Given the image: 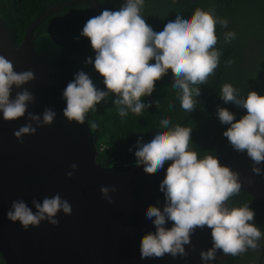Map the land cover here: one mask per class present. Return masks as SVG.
<instances>
[{"label": "clouds", "instance_id": "9594fccd", "mask_svg": "<svg viewBox=\"0 0 264 264\" xmlns=\"http://www.w3.org/2000/svg\"><path fill=\"white\" fill-rule=\"evenodd\" d=\"M144 3L145 0H123L119 8H104L85 21L80 36L90 42L94 56L86 57L84 63L91 64L103 78L104 90L97 88L85 71L74 73L61 94L65 101L62 115L69 123L85 124L88 113L97 111L108 96L114 97L112 103L118 106L121 118L129 112L139 115L151 106L142 97L152 95L156 81L169 69L181 109L188 114L196 109L200 86L206 84L220 63L221 51L215 47L216 26L226 29L229 22L217 17L214 10L197 7L190 16L176 14L157 32L141 14ZM235 38L233 31L223 33L225 43ZM225 63L230 65L232 60ZM34 78L32 70L17 72L12 62L0 55V118L5 122L26 119L13 131L19 143L38 128L52 125L56 118L51 107H45L41 114L28 111L35 97L23 86ZM14 88L22 90L13 97ZM218 96L224 104L246 110L238 120L233 112L220 106L215 115L222 125L228 126L222 136L232 149L246 154L252 162V173L264 176V95L255 91L241 95L231 83H224ZM160 123L162 128L146 141L138 137L134 146L136 166L142 165L149 174L164 171L158 188L163 205L158 206V201L157 205L145 208V217L154 231L140 238V258H162L165 254L174 259L186 258L185 245L190 244L197 228L204 227L210 229L212 246L199 253L201 264H211L218 250L237 256L257 249L264 232L253 223L254 211L248 203L239 207L227 203L241 191L239 174L222 165L215 155L198 158L197 151L190 147L192 127L172 124L168 116L161 117ZM88 128L94 133L95 121L89 119ZM77 167L73 163L66 176L72 178ZM99 191L109 204L113 202L110 193L116 191L114 186L102 185ZM59 213L70 216L72 206L56 193L42 201L33 199L31 207L22 199L13 200L5 215L8 221L18 222L28 230L42 222L58 226Z\"/></svg>", "mask_w": 264, "mask_h": 264}, {"label": "water", "instance_id": "95a60500", "mask_svg": "<svg viewBox=\"0 0 264 264\" xmlns=\"http://www.w3.org/2000/svg\"><path fill=\"white\" fill-rule=\"evenodd\" d=\"M78 2L98 15L97 0H69L44 11L26 29L19 43L14 27L0 17V55L9 59L17 72L32 70L34 80L24 85L34 94L28 111L41 114L45 107L56 111L52 125L38 128L19 143L13 131L26 122L21 118L5 122L0 118V255L6 264H201L199 253L212 246L210 229L197 228L185 245L186 258H140L139 241L154 227L145 217L149 205H163L158 190L164 171L151 174L135 163L101 165L96 130L85 124L69 123L62 115L65 101L62 91L78 70L85 71L82 58L72 55L52 34H34L36 27L56 12ZM13 89L14 97L17 91ZM264 95V93H263ZM92 120V119H91ZM218 157L222 165L239 174L241 190L264 206V176L251 171V160L235 152L230 145ZM77 164L72 178L66 173ZM168 164L164 165L167 168ZM114 186L109 204L99 191ZM59 193L72 206V214L59 213V225L42 222L39 227L24 230L6 219L13 200L31 201ZM170 227V224L167 225ZM228 259L217 252L211 264Z\"/></svg>", "mask_w": 264, "mask_h": 264}, {"label": "trees", "instance_id": "16d2710c", "mask_svg": "<svg viewBox=\"0 0 264 264\" xmlns=\"http://www.w3.org/2000/svg\"><path fill=\"white\" fill-rule=\"evenodd\" d=\"M69 0H0V17L9 22L15 30L19 43L23 40L28 26L44 11L57 3ZM101 8L117 9L123 0H97ZM199 7L214 10L217 17L228 20L226 29L216 26L217 44L220 49V63L206 84L200 86L196 109L188 114L180 107L176 99L177 90L171 86L172 73L163 75L156 81V88L150 97H142L151 106L139 115L129 112L121 118L118 106L112 103L113 96L106 97L97 106V111H90V116L97 124L96 162L101 165L127 164L135 161V145L138 137L148 140L156 130L162 128L161 117L168 116L172 124L192 127L190 147L198 153V158L206 154H220L228 145L222 132L227 125H222L215 112L217 106L227 108L238 120L246 113L231 103L224 104L219 99L220 86L231 83L241 95L248 91L264 93V0H145L142 15L154 31H160L163 25L183 13L191 15ZM95 14L84 3L78 2L51 15L41 22L34 34L52 33L72 55L82 58L94 56L90 42L80 36L85 21ZM236 33V38L225 43L223 33ZM232 60V63L225 62ZM85 72L92 78L97 88L104 90L103 78L95 72L91 64H85ZM172 105H169V101ZM153 101H158L154 103ZM105 145L104 150L101 146ZM131 149V150H130ZM252 202L263 206L255 197L241 190L228 200V206L237 203L243 205ZM264 232V231H263ZM241 260V259H240ZM238 258L231 256L223 264H236ZM0 264H6L0 255Z\"/></svg>", "mask_w": 264, "mask_h": 264}, {"label": "flooded vegetation", "instance_id": "af4514ba", "mask_svg": "<svg viewBox=\"0 0 264 264\" xmlns=\"http://www.w3.org/2000/svg\"><path fill=\"white\" fill-rule=\"evenodd\" d=\"M249 204V207L254 211V219L253 223L258 226L261 231H264V206H256L252 202H245ZM244 203V204H245ZM241 206L240 204H233L232 207H239ZM263 239H260L261 242H258V247L257 249H249L248 251L239 254L237 256H233L234 258H238V261L236 264H264V237ZM231 256L228 255V259L225 260L224 262L228 261ZM222 262L221 264H223Z\"/></svg>", "mask_w": 264, "mask_h": 264}, {"label": "bare ground", "instance_id": "6f19581e", "mask_svg": "<svg viewBox=\"0 0 264 264\" xmlns=\"http://www.w3.org/2000/svg\"><path fill=\"white\" fill-rule=\"evenodd\" d=\"M3 19V18H2ZM89 115H90V113H89ZM90 118H91V116H90ZM104 148H105V145H102L101 146V150H104ZM99 151V150H98Z\"/></svg>", "mask_w": 264, "mask_h": 264}, {"label": "rangeland", "instance_id": "374dc122", "mask_svg": "<svg viewBox=\"0 0 264 264\" xmlns=\"http://www.w3.org/2000/svg\"><path fill=\"white\" fill-rule=\"evenodd\" d=\"M261 239H263V238H261ZM258 242H261V240H259ZM264 242V241H263Z\"/></svg>", "mask_w": 264, "mask_h": 264}]
</instances>
